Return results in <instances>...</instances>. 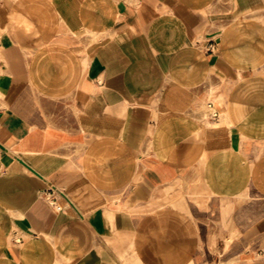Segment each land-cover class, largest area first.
<instances>
[{"label": "crops", "instance_id": "1", "mask_svg": "<svg viewBox=\"0 0 264 264\" xmlns=\"http://www.w3.org/2000/svg\"><path fill=\"white\" fill-rule=\"evenodd\" d=\"M263 10L0 0V264H264Z\"/></svg>", "mask_w": 264, "mask_h": 264}, {"label": "built area", "instance_id": "2", "mask_svg": "<svg viewBox=\"0 0 264 264\" xmlns=\"http://www.w3.org/2000/svg\"><path fill=\"white\" fill-rule=\"evenodd\" d=\"M50 203H51V205H53V206H54V204H55V202H54V201H51Z\"/></svg>", "mask_w": 264, "mask_h": 264}, {"label": "rangeland", "instance_id": "3", "mask_svg": "<svg viewBox=\"0 0 264 264\" xmlns=\"http://www.w3.org/2000/svg\"><path fill=\"white\" fill-rule=\"evenodd\" d=\"M263 15H264V10H263Z\"/></svg>", "mask_w": 264, "mask_h": 264}]
</instances>
